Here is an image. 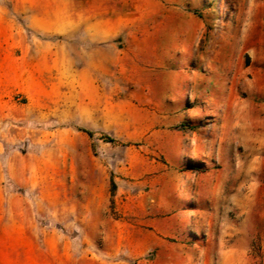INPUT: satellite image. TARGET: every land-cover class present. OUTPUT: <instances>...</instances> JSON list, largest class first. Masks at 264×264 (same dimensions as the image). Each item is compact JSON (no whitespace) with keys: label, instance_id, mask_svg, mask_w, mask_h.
Listing matches in <instances>:
<instances>
[{"label":"rangeland","instance_id":"374dc122","mask_svg":"<svg viewBox=\"0 0 264 264\" xmlns=\"http://www.w3.org/2000/svg\"><path fill=\"white\" fill-rule=\"evenodd\" d=\"M240 1L0 0V61L18 79L0 118V264H71V251L107 264H264L259 107L238 122L225 99L187 105L190 93L137 106L128 43L112 38L143 14L199 20L193 49L167 66L202 72L205 97L217 83L227 93L236 68L262 61L260 44L241 52L222 37Z\"/></svg>","mask_w":264,"mask_h":264},{"label":"crops","instance_id":"0c3cea01","mask_svg":"<svg viewBox=\"0 0 264 264\" xmlns=\"http://www.w3.org/2000/svg\"><path fill=\"white\" fill-rule=\"evenodd\" d=\"M156 0H147V3ZM233 14L227 25L225 40L235 44L234 50L250 52L252 43L260 44L259 50L255 48L253 57L262 61L256 69L247 67L243 70L236 68L234 71L233 85L225 93V88L212 85L211 94L203 95L205 78L202 72L187 73L185 68L173 71L167 63L171 61L173 50L183 49L185 53L193 49V44L200 38L205 24L199 20H181L173 24L171 20H163L159 25H153L150 14H143L133 24L125 19L123 27L112 34V38L124 35L126 43L123 48L121 66L131 69V81L137 86L134 96L137 106H165L168 100L171 105L179 106V101L185 102L189 93L187 105L194 101H212L219 104V100L227 101V107L234 108L235 120L247 115V108L259 107L260 122L264 124V0H242L232 6ZM132 27H134L133 30ZM175 30V33H173ZM175 44V45H173ZM258 47V46H255ZM238 48V49H237ZM120 50L119 47H116ZM3 54L0 51V55ZM5 54V52H4ZM11 56V52H8ZM242 55L239 53L238 59ZM0 58H3L0 56ZM11 58V57H10ZM137 60V61H136ZM183 62V60H182ZM12 62L0 61V118L6 114L5 108L11 103L13 88L18 83L12 74ZM226 73V72H224ZM214 81V79H212ZM242 86L243 96L236 93V86ZM239 88V87H238ZM238 91V90H237ZM227 94V95H225ZM258 99V105L254 102ZM187 113V112H185ZM187 114H183L182 120ZM264 137V133H263ZM2 194V191H0ZM143 262L141 264H157ZM71 264H107L93 260L91 256L76 258L71 251ZM168 264H174L173 259ZM231 264V263H227Z\"/></svg>","mask_w":264,"mask_h":264},{"label":"trees","instance_id":"16d2710c","mask_svg":"<svg viewBox=\"0 0 264 264\" xmlns=\"http://www.w3.org/2000/svg\"><path fill=\"white\" fill-rule=\"evenodd\" d=\"M82 131L88 133L89 135H92V132H90L88 130H82ZM106 139H109L110 140V138H106ZM110 141H112V140H110ZM116 188H117V184H116L115 180L114 179H111V191H112V193L115 192Z\"/></svg>","mask_w":264,"mask_h":264}]
</instances>
